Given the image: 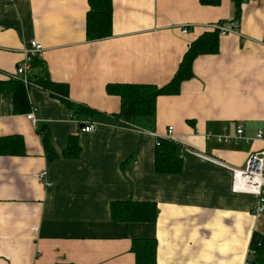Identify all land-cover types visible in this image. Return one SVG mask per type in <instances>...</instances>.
I'll return each mask as SVG.
<instances>
[{
	"label": "crops",
	"instance_id": "obj_1",
	"mask_svg": "<svg viewBox=\"0 0 264 264\" xmlns=\"http://www.w3.org/2000/svg\"><path fill=\"white\" fill-rule=\"evenodd\" d=\"M112 5V34L90 39L89 0H0V81L19 80L26 43L43 46L26 85L37 122L15 113L12 93L0 91V136L19 134L26 148L22 156L0 155V264H135L133 240L143 237L157 239V264H245L264 218L254 214L255 195L232 190L225 165L245 167L264 151L255 139L264 129V0L245 1L236 21L232 0ZM215 23L238 27L220 36L217 53L195 59L194 76L178 94L158 96L152 128L116 116L121 100L108 84L165 85ZM43 74L68 85L74 108L34 81ZM89 122L96 129L81 131ZM238 126L249 140L215 138L235 135ZM71 137L80 146L73 157L63 154ZM170 139L181 171L158 172V143ZM119 200L155 202L156 221L112 220L111 203Z\"/></svg>",
	"mask_w": 264,
	"mask_h": 264
},
{
	"label": "trees",
	"instance_id": "obj_2",
	"mask_svg": "<svg viewBox=\"0 0 264 264\" xmlns=\"http://www.w3.org/2000/svg\"><path fill=\"white\" fill-rule=\"evenodd\" d=\"M203 5L217 6L221 0H199ZM247 0H232L234 5V18L238 20L242 11V4ZM90 10L87 15L86 30L90 39H98L112 34V0H89ZM220 31L212 30L204 33L193 41L173 78L163 86L147 83H110L107 91L119 96L121 100L120 111L116 116L123 121L143 125L150 129L156 120V103L160 95H174L181 90L184 81L194 76L193 63L199 55L215 54L219 51ZM37 58L33 65L39 64ZM43 88L52 91L69 108L73 107L66 99L68 85L51 81L47 74L37 77L35 80ZM12 93L13 111L15 113H28L31 110L27 87L20 80L0 81V91ZM82 107V106H80ZM79 107V108H80ZM74 108V107H73ZM83 110L97 111L82 107ZM81 109V108H80ZM79 109V111H80ZM42 135V142L48 160L56 158L57 154L52 145L49 132L45 125L38 128ZM170 141V142H169ZM80 146L74 137H71L65 156H77ZM26 154L24 138L19 134L0 136V155L22 156ZM155 166L158 172L178 173L181 171V158L176 153V146L170 140L158 143L156 149ZM111 218L119 222H155L158 216L157 204L153 201L119 200L111 203ZM260 244V245H259ZM157 239L155 237L135 238L132 251L135 255V264H157ZM251 246L256 250L252 264H264V234L255 233Z\"/></svg>",
	"mask_w": 264,
	"mask_h": 264
},
{
	"label": "built area",
	"instance_id": "obj_3",
	"mask_svg": "<svg viewBox=\"0 0 264 264\" xmlns=\"http://www.w3.org/2000/svg\"><path fill=\"white\" fill-rule=\"evenodd\" d=\"M212 30H219L220 34L226 35L231 32H236V28L238 27L237 23H234L232 26H224L220 24H212ZM187 28H183V32L186 33ZM264 46V43H263ZM43 51V46L35 39L30 40L26 43L23 52L24 57L23 60L17 67L16 75L20 81H22L25 85L29 84V76L31 74L33 68V62L36 58H38L39 53ZM27 118L31 120L34 124L37 122L34 113L29 112L27 114ZM96 122L85 123L81 127V131L83 132H93L96 129ZM155 134V133H152ZM173 134V127L170 126L167 129V135L170 136ZM159 136V134H155ZM210 137V135H209ZM215 138L217 141H229V139H240L246 138L244 137V128L242 126H238L236 128V134L230 135L228 133H222L216 135ZM249 140L248 138H246ZM255 139L264 141V129L258 130L255 134ZM232 174V190L236 193H246L253 194L256 196L257 204L254 209V214L256 216H261L264 218V151L253 152L247 162L245 167L239 168L230 165H225ZM47 173L45 171H41L37 177L39 181H42L45 186L48 188L51 186V183L47 180ZM260 245V244H259ZM256 255V250L251 246L248 249V257L249 259L245 264H251L252 259ZM251 258V259H250Z\"/></svg>",
	"mask_w": 264,
	"mask_h": 264
},
{
	"label": "rangeland",
	"instance_id": "obj_4",
	"mask_svg": "<svg viewBox=\"0 0 264 264\" xmlns=\"http://www.w3.org/2000/svg\"><path fill=\"white\" fill-rule=\"evenodd\" d=\"M251 259V258H250Z\"/></svg>",
	"mask_w": 264,
	"mask_h": 264
}]
</instances>
